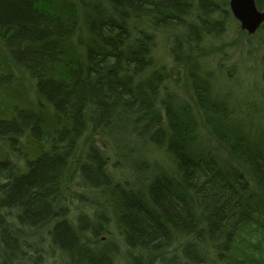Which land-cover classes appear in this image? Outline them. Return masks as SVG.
Wrapping results in <instances>:
<instances>
[{"label": "trees", "instance_id": "16d2710c", "mask_svg": "<svg viewBox=\"0 0 264 264\" xmlns=\"http://www.w3.org/2000/svg\"><path fill=\"white\" fill-rule=\"evenodd\" d=\"M99 1L0 0L4 262L23 264L28 236L48 226L68 264H116L85 239L98 238L100 217L117 226L131 264H264V150L227 128L225 107L209 99L201 78L203 43L222 34L229 1ZM255 2L264 10V0ZM80 28L86 33L75 41ZM162 32L173 39L178 71L157 66ZM183 68L195 113L244 168L197 152L194 111L177 97H160L165 80ZM101 136L115 144V166L130 164L139 184L114 181ZM146 144L164 147L172 172L139 155ZM78 176L101 193L104 207L93 202L95 218L81 213L75 224L63 189Z\"/></svg>", "mask_w": 264, "mask_h": 264}, {"label": "rangeland", "instance_id": "374dc122", "mask_svg": "<svg viewBox=\"0 0 264 264\" xmlns=\"http://www.w3.org/2000/svg\"><path fill=\"white\" fill-rule=\"evenodd\" d=\"M84 1L94 0H79L81 5ZM97 6L102 8L101 5ZM227 8L229 9L228 5ZM84 16L82 13V24ZM85 33L80 28L75 36V41ZM209 39L203 43L206 46L204 54L208 53V57L204 60L201 75L210 92L209 99L225 107L228 114L227 128L233 129L238 134H243L248 140L254 141L264 150V29H257L253 34H249L241 28L240 22L230 13L224 19L222 34L219 36L209 35ZM171 44H173V39L168 41L166 33H159L154 54L157 66H164L166 71L175 72L179 69L173 62ZM188 78L189 74L183 68L177 75L166 79L165 83L163 81L167 87L164 89L162 87L160 97L163 99L169 96L177 97L176 100L188 105L195 113V111L197 112L196 101L192 96L191 81ZM196 117L199 130L197 152L212 155L220 161L222 166L244 168L242 163L230 153L226 144L221 143L220 139L215 137L213 130L205 121L197 114ZM97 142L102 150V155L107 158V169L114 181L124 182V180L130 179L139 184V180L130 173V164L121 161L120 165L115 166L118 157L114 142L104 136H101ZM139 155L144 156L151 163L159 164L167 172L173 171L171 160L162 146L146 144L145 147H142V152ZM75 177L73 180L67 181L63 189V197L68 210L66 217L77 224L78 216L81 213L91 220L95 218V213H97L95 208L98 206H95L93 202L97 201L100 207H104V204L99 198L101 196L99 191L95 192L93 189L87 188L79 176L77 179ZM102 214H106L108 218L107 211H102ZM109 222L99 217L95 222L102 226L98 238H94L91 233H88L85 239L93 247L104 248L109 254H112L116 264L134 263L135 260L133 261L128 256L129 249L117 226L110 219ZM48 228V226L37 228L28 236L32 247L29 250L30 258L23 264H68V257L53 243ZM1 244L0 234V264H9L4 262L5 258L7 261L9 258L3 255ZM139 264L149 263L147 259H143ZM150 264L163 263L156 259Z\"/></svg>", "mask_w": 264, "mask_h": 264}, {"label": "water", "instance_id": "95a60500", "mask_svg": "<svg viewBox=\"0 0 264 264\" xmlns=\"http://www.w3.org/2000/svg\"><path fill=\"white\" fill-rule=\"evenodd\" d=\"M232 15L240 22L243 30L253 34L264 22V10H260L255 0H229Z\"/></svg>", "mask_w": 264, "mask_h": 264}]
</instances>
